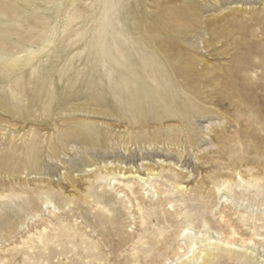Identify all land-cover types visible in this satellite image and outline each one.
<instances>
[{
	"label": "rangeland",
	"instance_id": "1",
	"mask_svg": "<svg viewBox=\"0 0 264 264\" xmlns=\"http://www.w3.org/2000/svg\"><path fill=\"white\" fill-rule=\"evenodd\" d=\"M0 264H264V0H0Z\"/></svg>",
	"mask_w": 264,
	"mask_h": 264
}]
</instances>
